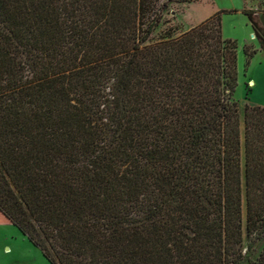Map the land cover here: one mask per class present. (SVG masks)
Segmentation results:
<instances>
[{
  "label": "trees",
  "instance_id": "1",
  "mask_svg": "<svg viewBox=\"0 0 264 264\" xmlns=\"http://www.w3.org/2000/svg\"><path fill=\"white\" fill-rule=\"evenodd\" d=\"M158 1L0 0V226L48 264H264V107Z\"/></svg>",
  "mask_w": 264,
  "mask_h": 264
},
{
  "label": "rangeland",
  "instance_id": "2",
  "mask_svg": "<svg viewBox=\"0 0 264 264\" xmlns=\"http://www.w3.org/2000/svg\"><path fill=\"white\" fill-rule=\"evenodd\" d=\"M161 21L149 42L168 35H178L196 26L217 11H222L221 31L225 39L237 45V85L232 99L242 120L245 105L264 107V47L244 15L253 11V18L264 39V0H159ZM254 51L249 61L244 48ZM244 208V205H243ZM260 251L257 248L256 253ZM0 264H48L40 251L21 238L14 227L0 226Z\"/></svg>",
  "mask_w": 264,
  "mask_h": 264
},
{
  "label": "crops",
  "instance_id": "3",
  "mask_svg": "<svg viewBox=\"0 0 264 264\" xmlns=\"http://www.w3.org/2000/svg\"><path fill=\"white\" fill-rule=\"evenodd\" d=\"M2 227H13V226H2ZM16 229V228H15ZM18 232V231H17ZM19 233V232H18ZM19 235L21 236V238H23V239H25L26 241H27V239L24 237V236H22L20 233H19ZM29 243V242H28ZM30 244V243H29Z\"/></svg>",
  "mask_w": 264,
  "mask_h": 264
}]
</instances>
